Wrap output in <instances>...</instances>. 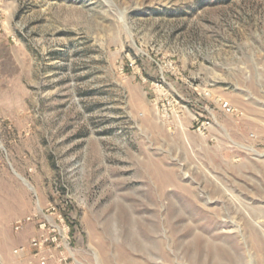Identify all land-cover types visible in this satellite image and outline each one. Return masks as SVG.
Returning <instances> with one entry per match:
<instances>
[{
    "label": "rangeland",
    "instance_id": "1",
    "mask_svg": "<svg viewBox=\"0 0 264 264\" xmlns=\"http://www.w3.org/2000/svg\"><path fill=\"white\" fill-rule=\"evenodd\" d=\"M122 256L264 264V0H0V264Z\"/></svg>",
    "mask_w": 264,
    "mask_h": 264
},
{
    "label": "bare ground",
    "instance_id": "2",
    "mask_svg": "<svg viewBox=\"0 0 264 264\" xmlns=\"http://www.w3.org/2000/svg\"><path fill=\"white\" fill-rule=\"evenodd\" d=\"M166 256H168V255H166ZM121 260L123 261L124 264H160V263H157V261H154L152 259H148V261L145 262V261L135 260L133 257L132 258L131 257L130 258H126V257L122 256ZM163 263H165V262H163Z\"/></svg>",
    "mask_w": 264,
    "mask_h": 264
}]
</instances>
